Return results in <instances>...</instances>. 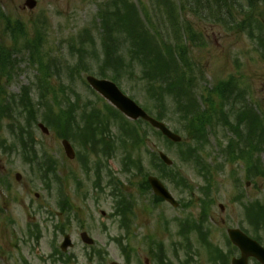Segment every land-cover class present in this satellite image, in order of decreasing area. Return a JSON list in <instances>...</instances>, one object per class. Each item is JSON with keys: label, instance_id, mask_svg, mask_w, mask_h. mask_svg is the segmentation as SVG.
<instances>
[{"label": "rangeland", "instance_id": "1", "mask_svg": "<svg viewBox=\"0 0 264 264\" xmlns=\"http://www.w3.org/2000/svg\"><path fill=\"white\" fill-rule=\"evenodd\" d=\"M25 1L0 0V7L14 20L25 23L30 38L35 37L38 27L43 29L45 42L42 44V50L48 59L58 60V64L49 66L50 83L59 99L57 104L53 92L49 95L54 102V110L58 111L60 106L67 108L69 100H74L77 101L80 109L99 108L104 112V101L91 91L84 80L87 75L97 76L101 72V67L105 66L103 60L106 32L98 11H103L105 8L101 9L100 5L109 0H37L34 9L25 7ZM133 1L135 2L131 4L133 13L136 9L143 21L151 22L152 27L166 42L172 45L177 42L185 43L189 46L190 60L197 63L204 72V81L199 80L203 90L205 87L211 88L218 80L228 79L231 75L236 76L240 86L249 91L251 101L264 116V47L259 46V41L248 35L249 31L259 33L255 30V20L252 24L254 28L251 25L247 28L248 33L238 30L235 24L236 21H248L250 14L264 24V6L261 1L251 2L253 9L246 8L244 0H240L241 5L233 3L231 15L227 13V9L217 5L207 6L205 10L200 9L201 16L198 9L197 13L183 12L181 29L178 32L179 40L173 37L177 36V30L168 24L166 6H159L158 0ZM173 1L171 6L177 8L178 0ZM131 13L129 11L125 17H121L122 28L114 32L116 36L114 35L113 44L117 45L121 53L120 57L125 58L122 69L125 77L121 80L120 87L138 103L145 105L148 97L142 71L136 63H132L129 53L132 40L127 38V31L135 33L132 29ZM213 18L217 21L213 22ZM220 18L223 21H219ZM227 24H231L232 27L229 29L226 27ZM188 25L200 34L197 40L200 45H195L187 38L188 31L182 28ZM4 27V21L0 19V43L9 46L13 41L4 33ZM181 33L185 34L182 36ZM17 58L19 65L13 77L8 81L7 78H0V82L8 94L19 95L23 86L33 87L38 121L33 125V121L31 122L27 117V112H24L20 106H15L13 110L16 119L0 118V207L4 209L0 214V264H26L24 259L29 264H54L51 254L55 247H60L64 238V234L58 232L57 225H64L66 233L72 236L75 246L69 251L76 256L78 264H99L98 258L93 262L88 260L92 247H87L83 243L81 239L83 231L88 232L95 239L97 249L105 253L107 258L105 264L113 260L121 264H140V262L157 264L150 253L151 244L155 242L164 243L168 258L175 264H187L184 262L189 250L186 248L185 239L179 234L178 220L189 216L197 217L200 210L199 203L195 200L189 206L177 208L169 203L153 206L150 201L151 194L142 195L139 192L140 174L133 176L122 172V158L125 153L120 150L110 161L103 159L102 163L106 166L102 170L101 177L103 184L111 183L109 172L111 170L130 188L127 195L135 201V213L132 233L124 236V230L119 227L121 219L113 214L114 200L108 196L111 187H106L107 194L96 190V185L100 181L95 164L98 158L90 155L78 143L72 142L76 151L80 149L82 154H89L87 159L92 169L90 171L82 166L81 160L77 157L73 160L67 157L62 140L55 135V131L50 129L49 134H44L38 127V123H44L45 111L37 91L39 70L28 60V52L21 51L17 54ZM113 58L119 59L115 55ZM115 62L116 60H112L107 67H111V63L115 64ZM85 68L89 70L86 72ZM76 94L79 97H76ZM168 104L172 105V103ZM169 118L165 122L173 130L183 129L176 119L169 120ZM80 122L83 123L82 120ZM20 127L27 130L26 137L35 138L42 157L48 154L59 160V173L65 180V190L74 206L73 212L61 211L58 202V184L52 182L47 185L40 179V173L35 165L26 162L20 151L11 150V147L14 149L15 145H19L16 137ZM14 129L17 133H14ZM113 133L118 135L115 127ZM146 140L149 150L164 151L176 161L182 173L196 187L203 184L202 180L195 177L193 169L186 167L179 156L177 146H170L163 137L153 133L152 129ZM227 141L228 138L224 139L222 128L218 129L215 136H210L209 151L206 156H212L213 166L221 162V145L225 146ZM136 155L143 156L141 166L144 170L158 174L148 150L140 146L136 150ZM261 158L264 164V152ZM238 165L223 161V167L217 172L219 183L216 187V203L212 208V223L209 229L212 243L225 251L230 248L225 237L228 228L239 227L249 230L242 202L256 199L264 202V180L261 178L248 180L245 168H239ZM17 173L22 176L20 180L16 178ZM247 180L250 181V185H245ZM164 182L178 201L190 198L183 193L184 189H177ZM241 193L244 194V198L239 199ZM221 204L224 205V209H221ZM35 224L41 229V238L38 241L30 234V229L36 230L30 227ZM118 239H121L124 245L131 246L133 251L129 260L122 251ZM191 239L196 263L213 264L208 260L206 248L198 241L197 235H193ZM76 261H72V264Z\"/></svg>", "mask_w": 264, "mask_h": 264}, {"label": "trees", "instance_id": "2", "mask_svg": "<svg viewBox=\"0 0 264 264\" xmlns=\"http://www.w3.org/2000/svg\"><path fill=\"white\" fill-rule=\"evenodd\" d=\"M123 1L128 8V0ZM115 4L117 3L115 2ZM131 15L132 29L137 33L135 36L130 37L131 40L133 39L131 60L133 63L135 59L138 60L144 67V72L149 80L154 81L156 84L162 83L158 86L159 90L156 92V96L159 98L168 96L169 99L174 101V105L170 109L171 112L164 106L163 110L158 113V117L165 118L168 110L173 119L176 116L181 124L184 123L186 138L184 142L178 144L180 158L189 163L205 162L204 153L209 144V133L214 134L215 128L221 126L229 134L228 144L226 146L221 145L226 160L231 162L244 161L249 165H254L255 169L259 170L261 164L257 155L264 152V120L247 102L246 92L237 85L233 86L232 84L235 83L231 79L226 82L218 81L211 90L207 89L205 94H201L199 99L193 85L197 75L194 74L191 63L186 62L183 50L174 51L172 47L163 41L155 43L154 36L149 33V30L147 28L143 30L141 21L137 20L134 13H131ZM0 16L2 18L6 17L3 14H0ZM125 16L123 15V17ZM6 19L10 25L11 19L8 17ZM8 28L11 29L15 40L18 35L24 33L21 28L15 31L12 26ZM27 48L34 49L33 58L36 56L35 53L38 54L35 61L38 63L39 69L44 71L43 80L47 84L48 66L45 64L44 56L39 53L40 45H29ZM14 53V51L12 52L0 46V74L14 69L16 65L13 57ZM114 54H116V51ZM114 54L110 50L112 60ZM116 65L119 72L116 71V74L111 76L115 80L117 79V73L119 79L122 76L124 58L120 57ZM185 68H189V71ZM188 74H190L189 80L187 79ZM104 76L108 77V75ZM151 86L154 87L155 85ZM235 86L240 90L237 96L234 95ZM47 88V86L44 87L45 91ZM29 94V89L25 90L27 105L30 107L29 110L32 111L33 107ZM42 96H45L44 92ZM2 103L3 101L0 102V104ZM59 115V120L66 123L67 112L61 110ZM164 168L168 171L166 166ZM248 172L251 174L250 169H248ZM261 172L264 174V170Z\"/></svg>", "mask_w": 264, "mask_h": 264}, {"label": "water", "instance_id": "3", "mask_svg": "<svg viewBox=\"0 0 264 264\" xmlns=\"http://www.w3.org/2000/svg\"><path fill=\"white\" fill-rule=\"evenodd\" d=\"M27 4L30 7H34L36 2L33 0H28ZM89 82L92 84V86L101 92L105 97H107L109 100H111L117 107H119L121 110H123L128 116L132 118H139L143 117L146 120L150 121L155 127L159 128L167 137L171 138L174 141H180V137L173 132H171L165 124L156 121L155 119L149 117L139 106L136 105L135 102H133L131 99L127 98L122 94V92L118 89V87L107 80H98L94 77H89ZM70 155H72L70 153ZM162 158L167 162L168 164H171V160L166 157L164 154H161ZM150 182L155 190V192L166 199L172 201L171 196L168 194V192L162 187V185L154 178L150 179ZM84 239L86 241L88 238L84 234ZM239 243L240 240L238 241ZM69 244V241L67 240L66 245ZM244 248V258L242 260L235 261V264H247V255L250 253L246 248L247 244L255 246L257 249H260L256 244L252 243L250 240L246 239V243H241ZM262 253V251H261Z\"/></svg>", "mask_w": 264, "mask_h": 264}]
</instances>
